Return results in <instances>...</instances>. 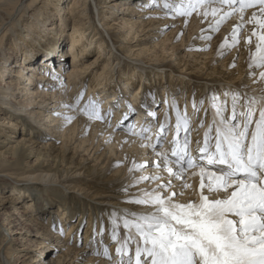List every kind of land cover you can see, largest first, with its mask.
I'll return each instance as SVG.
<instances>
[{
    "label": "bare ground",
    "instance_id": "obj_1",
    "mask_svg": "<svg viewBox=\"0 0 264 264\" xmlns=\"http://www.w3.org/2000/svg\"><path fill=\"white\" fill-rule=\"evenodd\" d=\"M35 1L32 0V2ZM66 1L61 0L59 5H55L54 0H45L42 12L39 14V9L32 11L25 29L21 30L16 38L7 37L5 33L0 39V44L3 46L7 37V47L10 49L8 54L14 56V59L18 58L10 63L0 59V120L2 119L0 121V138H3L0 140V144L7 147L5 151L0 152V169H24L26 160L32 155L37 157V161L42 162L38 165L36 172L32 173L34 175L22 173L21 175L24 178L22 180L9 179L10 181H7L4 178L0 179V181L15 185L5 187L0 183V220H3L2 226L6 228L7 234H10L11 237L10 243L3 251L7 264H20L19 258L24 255L21 254L22 252H25V258L22 260L25 262L31 258L30 256H33L31 255L32 252L37 253L33 257L35 260L32 264H66L69 261H71L70 264H75L78 261L84 262L86 260L84 264H109L110 260H107L103 255L105 246L108 247L113 260L117 259L115 249L118 245L111 239L113 223L107 218L114 217L116 219L122 216L123 213L143 210L142 206L131 204L128 201L139 197L142 194V189L154 188L159 182L150 181L148 184L142 182L133 186L134 181L139 179L141 175L148 176L151 173L159 175L161 173L160 175H163L166 178L165 180L169 178L166 170L163 172L159 168L152 171L151 168H157L155 165L161 160L156 152L165 153L167 158L172 156L168 153L172 150V141L175 139L176 133H172V131L169 133V136L172 134L170 136L171 141L165 140V151L164 148L158 147L153 151L148 145L157 144L159 138L165 136L164 132L160 133L159 123H156V121H159L160 125L169 124L170 122L166 119L168 115L171 117L177 115V108L180 109L181 115H184L186 109V114L191 121L190 130L194 133V140L192 141L195 143L197 139L195 137L207 130L213 118L210 116L209 111L206 114L203 110L208 108L210 98L214 95L213 90L208 88L209 86H199L201 93L206 90L207 93L203 94L204 98L206 97L204 100L205 105L203 109L201 108L199 118L197 115L194 120L193 117L196 112L192 107L193 102H200L202 98L197 96L193 98V93L187 92L185 96H188L190 108H184L183 103L180 104L179 99L174 97L176 95L170 92L171 89L174 90L172 87L179 83L172 75L169 80L168 76H164L165 80H162L164 77H157L156 79L148 77L147 75L150 73L137 72L135 68L131 69L127 65L125 67L124 65L119 66L120 62L111 53L104 34L92 21L91 0H72L71 5L66 9L61 10V7L58 9L59 13L63 14L61 17L54 14V6H61ZM18 2L19 0H0V5L14 8ZM176 2L178 3L179 0H176ZM160 3L162 4L163 0H159ZM149 4L150 0H99L96 8L104 10L102 19L106 22L104 24L106 30L108 32H114L115 29L120 28L127 30L124 38L125 41L130 43V40L140 39L136 40L138 42L151 38L155 33L151 32V29H153L152 26L157 25L156 18H160L163 14L168 16L166 11L171 12L170 10H164L162 6L150 8ZM30 7L32 8V4L20 10V19L26 15ZM116 11L121 12L123 16L120 17V13L116 14ZM251 11L253 10L248 9L246 11L245 20H247ZM41 14L44 16L40 22L37 19ZM124 14L126 15L124 16ZM113 15H117L121 20L115 21L116 18L113 17L116 16ZM236 17L238 19L239 15L237 14ZM237 19L232 24L228 23L230 33L233 26L240 23V19ZM111 20L115 22L113 25L108 26L107 22ZM168 21L173 20L168 19ZM99 22L101 23L100 19ZM160 22L159 19L158 23L160 24ZM176 22L183 29H192L195 34H201L202 36L211 35L213 28L210 25L215 23L211 15L205 18L197 13H193L192 16L187 18L181 17ZM252 28L253 25L248 23H245L242 28L246 30V33L242 36L243 41L239 46V49H243L242 51L248 50L246 49L248 43L245 45L243 42L248 37L247 32H251ZM227 38L230 41L231 35H227ZM171 45H168L169 50L174 51V46L171 47ZM62 46L63 48H69L66 54L72 57V66L69 71L65 70L66 59L60 57L64 55ZM60 51L62 53L59 55L58 52ZM172 55H175V51ZM160 58L167 59L165 56ZM245 58L243 59L241 55L238 67L233 70L240 73L239 75L246 73L247 80L244 83L239 78L237 84L242 87L243 84L247 86L246 82H249V90L252 88V91H256L261 96V89L264 88V84L253 83V79L248 75L250 71L248 69L249 57L248 59ZM165 62L170 61L165 60ZM163 63L162 61V67L168 66L167 63ZM59 65H63L65 69L60 68ZM53 66L59 74V80H54L48 75V69ZM187 68L186 64L182 66L180 73L185 74V76L194 75L197 78L200 76L194 70L186 73ZM233 70L231 73H235ZM204 75L209 76L210 74L206 72ZM61 76L67 79L65 83L67 87L64 81L61 80ZM230 79L234 80V78ZM190 86L192 87V85ZM192 88L194 89V87ZM128 90L129 93H124ZM229 90H231L229 87H222L220 92L224 93ZM16 91H18V95H21V98L26 97V99L24 101L15 99L14 92ZM79 96H82V99L76 108L69 109L63 106L65 104H76ZM147 96L152 99L150 101L148 99L145 107L140 108L142 98ZM181 98L183 99L184 95ZM89 101H95L101 115L105 117L104 120H90L80 111ZM129 105L131 108H129ZM109 112H111L110 116L107 115ZM149 113H154L155 118ZM204 113L205 118L207 116L208 118H204ZM34 114L37 115V118L43 117L45 123L53 125V131L59 135L54 137L55 133L50 135L44 131L47 129L46 127L40 128V124L32 120ZM125 114H127V119H125ZM65 116L74 118L69 122L65 119ZM110 119L113 122L111 126H108ZM173 119L176 120L174 117ZM131 120H133V123L134 120L142 121L141 126L143 129L148 128L152 131V133L150 131L145 132L147 136L150 135V139L144 137L142 129L138 128L139 126L129 127L128 122ZM201 121L204 122L203 127H201ZM171 124H174V122L171 121ZM43 138L57 140V143H55L56 141H45L35 152L30 145L35 142L38 143ZM176 141L178 143L175 146L182 147L183 140H180L179 137ZM105 147L106 149L102 152L100 158L106 152H109L111 155H115V163L122 162L125 164V168L111 174L105 169L107 163L98 167L96 165L87 166L85 165L86 158L81 157L78 159L81 152L88 153L93 150L97 152L100 151V148ZM68 154H71L69 158H67ZM150 156H152L151 159H149ZM173 159L175 161V157ZM50 161L53 165L49 168L51 170L46 171V166H49ZM134 164L147 165L145 172H141L137 178L131 176ZM174 164L173 162L171 164L173 168L177 165ZM72 166L76 169H70ZM124 169L125 171H123ZM129 169L133 170L129 171ZM37 171L40 173H37ZM50 172H53L54 176H50ZM185 172L189 181L187 184H190L191 187L189 190L185 188L187 189L185 190L186 195L176 200L179 203L198 200L200 194V190H198L200 176L198 174L193 175V172L198 173L199 169H190ZM122 173H126V175L121 178ZM92 175L103 179L98 187L104 191H89V189L97 187L95 186V180L88 178ZM179 180L172 178L174 183ZM22 181H27V185L20 184ZM113 184L119 188L125 187L127 189L125 195L117 197L105 190L106 186ZM58 186H62L63 190H59ZM85 186L90 188L86 189ZM8 188L14 193L7 198H3L2 194ZM178 189L182 190L181 187H178ZM205 192H207V189ZM9 206V209L6 208ZM112 209H117L121 214L113 215L111 213ZM66 226L68 227L66 228ZM61 229L63 233L65 231L66 236H62ZM83 230H85L84 235L81 234ZM123 233L124 230L121 227L120 234L123 235ZM14 235L17 238H13ZM30 235L33 239L39 238L41 245L33 248L30 242L26 244L21 242L23 247L14 246V242L20 240V237ZM50 239L56 241L55 246L59 249L56 247L50 248V243H48ZM82 239H84L85 245L78 249L75 245ZM62 247L66 249V252L59 253ZM131 247L134 250V246ZM97 252L99 255L96 254ZM86 253L91 254L88 259Z\"/></svg>",
    "mask_w": 264,
    "mask_h": 264
},
{
    "label": "snow or ice",
    "instance_id": "obj_2",
    "mask_svg": "<svg viewBox=\"0 0 264 264\" xmlns=\"http://www.w3.org/2000/svg\"><path fill=\"white\" fill-rule=\"evenodd\" d=\"M158 5L159 0H150L148 6ZM162 7L182 18L193 13L205 18L211 15L215 23L210 27L215 31L238 14L240 23L231 30V42L226 37L221 49L239 44L244 24H252L251 34L245 38L255 49L250 50L248 75L253 83L264 84V0H179L178 3L163 0ZM248 9L253 11L245 20ZM48 75L54 80L60 79L55 66L48 69ZM261 92L256 97L229 90L222 97L210 98L213 118L204 133L202 146L197 142L198 157L191 156L187 135L182 147L174 146L171 150L177 169L174 170L165 153L156 152L161 160L155 167L166 170L169 178L141 175L134 181L133 186L146 181L159 183L154 188L142 189L139 197L128 201L142 206V211H131L113 220L111 239L118 245L115 249L118 258L113 260L107 246L103 251L112 264H264V88ZM81 99L82 96L77 97L76 104L63 106L76 108ZM203 104L200 101L198 107L194 101L193 110L198 113ZM203 110L207 114L208 109ZM80 111L90 120L105 119L95 101H89ZM73 118L65 116L69 122ZM190 123L186 109L181 115L177 108V133L182 128L187 133ZM160 129L166 132L167 124L160 125ZM162 139L148 146L155 151ZM145 167L146 164L133 165L137 171ZM196 168L199 172L193 175L200 176L198 200L177 202L174 199L177 193L169 191L173 188L172 178L182 179L186 169ZM184 187L191 185L185 183ZM60 232L63 234L62 229Z\"/></svg>",
    "mask_w": 264,
    "mask_h": 264
},
{
    "label": "rangeland",
    "instance_id": "obj_3",
    "mask_svg": "<svg viewBox=\"0 0 264 264\" xmlns=\"http://www.w3.org/2000/svg\"><path fill=\"white\" fill-rule=\"evenodd\" d=\"M64 1H66V0H64ZM54 2H55V5H59L61 3V0H54ZM71 3H72V0H67L66 3H64L63 5L61 4V6H56V7L54 6L53 13L58 14L61 17L63 14L59 13L60 11L58 9L61 7V10H64L67 7H69L71 5ZM97 3H99V0H91L90 12H91V16H92L91 17L92 21L98 26V28L104 34V36L106 38L105 40H107V44L109 46L111 53H113L115 56L114 58L116 60L118 59V62H120L119 66L124 65V67H125V65H127L131 69L135 68V70L137 72H139V71L143 72L144 71L147 74L150 73L147 76L151 77V78H156V79H157V77L168 76V80H169V77L172 75L173 78H175L177 81H179V83H177L175 86H173L172 88L174 90L171 89L170 92L173 93L174 95H176L174 97L179 99L178 102H181L180 104L183 103L182 105H184V108L185 107L187 109L190 108L189 101L187 98L188 96L187 97L185 96V94L187 92L193 93V98H194V96H197L198 98H202L201 101L205 100L206 97L204 98L203 94L207 93V90L203 91V93H201L200 89H199L200 88L199 86H203V85H206L207 87L209 86L208 88H211L214 92V95H216L218 97H222L223 93L220 92V89L222 87H229L231 90H233V89L239 90L240 92L246 93L247 95L260 97V95H258L256 91L251 90L252 88H250V90H249V85H250L249 82H246V85H247L246 87L244 84L242 87H239L240 84H237V83H239L238 80L240 78V79H242V82L244 81V83H245V80H247V77L245 75L246 73H244L243 75H239L240 73H237V71L233 70V69L238 67V65L241 61V55H242L243 59H244V57H246L248 59L249 54H250L249 48L251 51L255 50L254 44L249 45V44H247L246 40L243 43L245 45L247 44L248 47L246 46V49H248V50L247 51L245 50L246 51L245 52V51H242L243 49H239V46L243 41L242 36L244 35V33H246V30L242 29L240 31V33H239V37H240L239 44H237L235 47L226 46L224 49L220 48L221 43H223L225 38L227 37V35L230 34L228 23H230V24L234 23V21H236V19H237V17H236L237 14L233 15L226 22L221 24L218 31L213 30L211 35L202 36L201 34H197V33L195 34L192 29H186V28L183 29L179 25V23L176 22L181 17L175 16V14L173 12L171 13V12L166 11L168 13V16L163 14L160 18H156L157 19V22H156L157 25L152 26L153 29H151V32H155V33L152 35L151 38L144 39V41H138V42H136V40H140V39H135V41L130 40V43H129L128 41H125V38H124V34L126 33L127 30L121 29V28L115 29L114 32H108L106 30L107 28L104 25L106 22L102 19L104 10H102L101 8L97 9L96 8ZM29 4L30 5L32 4V8L30 7L28 9V12L26 13V15H24L22 17V19H20V10H23ZM43 5H45V0H36L35 2H32V0H19V2L15 5L14 8H7V7H5L6 5L5 6L0 5V39L3 36V34H5V33L7 34V37L11 36V37L16 38L17 35H19V33H21L20 31L21 30L23 31L25 29V25L27 24V21H29V18L31 16L30 13L34 10L37 11V9H39L40 10L39 14H40V12H42V10H43V8H42ZM162 5H163V3L162 4L160 3L158 6H162ZM158 6H156V7H158ZM144 7H147V6H144ZM150 8H154V7H150ZM115 13L116 14L120 13V15H119L120 17L123 16V14H121V12H119V11H116ZM125 15L126 14H124V16ZM43 16L44 15H42V14L39 15L37 21L39 20L41 22V18ZM113 16H116V17H113L114 19L116 18L115 21L121 20L120 17H118L117 15H113ZM99 19L101 20V23L99 22ZM159 19L161 20L160 24L158 23ZM168 19L173 20V21H168ZM237 20H239V18ZM115 21H113V20L108 21L107 22L108 26L113 25ZM70 27H71V24H70ZM198 33H199V31H198ZM249 33L251 34V32H247L248 36L250 35ZM66 36H67V34H66ZM209 36L211 37L210 39L206 38ZM7 37H6V43L3 46H1V44H0V59L1 60L4 59V60L8 61V63H10L11 61H15L18 58L14 59L13 58L14 56H12L11 54H8L10 49L7 47V43H8ZM252 39H253V41H255V37H252ZM229 42H231V40ZM167 44L168 45L172 44L171 47L174 46L173 48L175 51V55L171 56V54L174 51L169 50L170 48ZM199 44L202 47H200ZM61 48H63V46ZM63 49H64V55L63 56L61 55L60 57L61 58L64 57V60L66 59L65 60L67 63L66 69H65V67H63V65L62 66L59 65V67L64 68L66 71H69V68L72 66L71 65L72 57H71V55L66 54V52L68 51L69 48L64 47ZM201 49H204V50H201ZM166 50H169V51H166ZM61 51L58 52L59 55L62 53ZM220 53H223V55H221ZM5 54H6V56H5ZM244 54H246L248 56H246ZM164 56L167 59H161L160 58V57H164ZM165 60L170 61V62H165ZM162 61L164 62L163 64L167 63L168 66L162 67V65H161ZM180 61L182 63H179ZM41 63H43V62H41ZM185 64L188 67L185 70V71H187L186 73H189L190 71L194 70L196 74L200 75L199 76L200 78L199 77L197 78V76L194 77V75H190V74H189L190 76L189 75L185 76V74L180 73L182 66H184ZM233 64L235 65L234 67L232 66ZM98 66H99V64H98ZM137 68H139V69L137 70ZM232 70L235 73H231ZM256 71H259V69H257ZM151 72H153V73H151ZM206 72H208V74H210V75L205 76L204 73H206ZM213 77L216 79H211ZM230 78H234V80H231ZM165 79L166 78L164 77V79H162V80H165ZM61 80L64 81V84L67 81V79L63 76H61ZM212 80H214V81H212ZM158 85H159V83H158ZM190 85H192V87H194V89ZM66 87H67V85H66ZM190 87H191V89H189ZM131 88L133 89V87H131ZM214 88H216V89H214ZM17 92L18 91L14 92V98L17 100L24 101L26 99V97L21 98V95H18ZM124 93H129V90H128V92L124 91ZM182 95H184L183 99L181 98ZM79 97H81V96H79ZM148 99L150 101V99H152V98L148 97V96L145 98L144 97L142 98V100H141L142 103L140 104V108L145 107V103ZM150 103H152V102H150ZM197 104L199 107V102H197ZM204 105H205V103L203 104V107H204ZM8 109H10V108H8ZM205 109H208V111L210 112V116H212V109L210 108V104H208V108H205ZM29 111H31V109H29ZM200 112H201V110L198 113L196 112V114L193 117L194 120L197 118V115L199 118ZM203 116L205 118V113ZM173 117L176 119V115ZM173 117L168 115V119H170V120H172ZM187 117H188V115H187ZM206 118H208V116ZM205 119H204V121H205ZM32 120H34V121H36V123L40 124L39 125L40 128L46 127L47 129L44 131L47 132L48 134L51 135V134L55 133L53 131L54 126L51 125L50 123H45L46 121H44L43 117L37 118V115L34 114V118ZM132 121L133 120H131L130 123ZM164 121H165V119H164ZM112 122H113V120H112ZM112 122L110 119L108 121L107 125L111 126ZM173 122H174V125L171 124V122L167 125L168 126L167 131L164 132L165 136H162L163 139L159 141L158 148H164L163 149L164 151L166 150L165 140H167L168 142L171 141L170 136L172 134H170V136H169V133L171 131H172V133L177 132L176 127H175L176 120ZM156 123L160 124L159 121H156ZM44 124H45V126H43ZM128 124H129V122H128ZM129 127H131V126H129ZM205 131L201 132L200 134H198L195 137V138H197L196 141L197 142L199 141L201 146L203 143ZM180 132H182L181 133V140H184V137L187 135V138L190 141V154L192 155V157H194L196 155H197L196 157H198L199 153L198 152L196 153L197 148H198V143L197 142L193 143V141H192V140H194V136H193L194 133L191 132V130H190V132L188 131L187 133H185L183 128L179 131V133ZM179 133H178V135H179ZM58 135H59L58 133H55L53 136L55 137ZM145 137L149 138L150 135L148 134V136H147V134H145ZM2 139L3 138H0V140H2ZM48 139L49 138L40 139L38 143L35 142L33 145H30V146H32V148H34V151L36 152V149L39 148L40 146H42L43 142H45V141H50V142L56 141L55 143H57V140H53V139L48 140ZM181 145L183 146V143H181ZM174 146L175 145H173L171 147V149ZM6 148L7 147H3L0 144V152L5 151ZM72 148H73V146H72ZM105 149H106V147L103 149L100 148V151H97V152H94L95 150L88 152V153L78 152V153H80V155L78 156V159H80L81 157L86 158L85 165H87V166L96 165L98 167V166H102L103 164L107 163L108 165L105 169H107L111 174H113V172L114 173L118 172L119 169L122 170L123 168H125V164L122 162H120L119 164H116L115 163V160H116L115 155H113V154L111 155L109 152H106L103 155V157L100 158L102 152ZM168 154L170 155V153H168ZM70 156H71V154H68L67 158H69ZM36 158L37 157L35 155L30 156L25 162L24 169H19V168H17V169L15 168V170L0 169V179L4 178L7 181H10L9 179L22 180V179H24L23 176L21 175L22 173H25L27 175H29V174L34 175L32 173L36 172L38 165L42 163L40 160L37 161ZM151 158H152V156L149 157V159H151ZM168 159H170L169 161H172L173 163H175L172 156H169ZM51 163L52 162L50 161L49 166H46V171L51 170V169H49L53 165V164L51 165ZM108 167H109V169H108ZM178 167L179 166L176 165L174 167V170L177 169ZM33 168L35 170H30ZM145 168L141 169L139 171L134 169L131 176L133 178H137L141 172H145ZM70 169L75 170L76 168H74V166H72V167H70ZM158 169L159 168H151L152 171L158 170ZM28 170L31 172H26ZM188 170H190V169H186L185 171H188ZM123 171H125V169ZM123 171H121V172H123ZM121 172H119V173H121ZM163 172H165V170ZM37 173H40V172L37 171ZM155 174H157V173H155ZM49 175L54 176L53 172H50ZM121 175L122 176H120V174H119V176L122 178L126 175V173H124V174L122 173ZM151 175H153V174L151 173L148 176H151ZM88 178H90V180L94 179L95 184H96L95 186H97V187H93L92 189H89L90 187L85 186L86 189L88 188L90 192H93L95 190L104 191L98 187L99 183H101L103 179H99L94 175H92V177L89 176ZM164 179H166V178H164ZM191 180H190V182H191ZM0 183L2 185H4L5 187L15 186L14 184L6 183L3 181H0ZM148 183H150V181H146V184H148ZM185 183H189L188 176H186V172H184L183 178L180 179L177 183H174V181H172L173 188L170 190L171 191L174 190L175 192L177 191L176 192L177 196L174 198L175 200H177L179 197L186 195L185 190H187V189H185V187H184ZM20 184L27 185V181H22V182H20ZM192 185H193V182H192ZM58 187H59V190L60 189L63 190L62 186H58ZM178 187H181L182 190L178 189ZM124 188L125 187L119 188L118 186L113 184L111 186H106L105 190L108 191L109 193L119 197V196L125 195V193L127 192V189L126 188L124 189ZM133 188H135V187H133ZM133 188H131V189H133ZM189 188L190 187H188V190H189ZM13 193H14V191H11V189L8 188V189L4 190V193L2 195H3V198H7L8 196L12 195ZM181 193H183V194L181 195ZM137 194H139V192H137ZM205 194H208V193L205 192ZM6 208L9 209L10 206L6 207ZM111 213L113 215L121 214L120 211H118L117 209H112ZM113 218L114 217L107 218V220L112 221V223H113V220L115 219V218L114 219ZM2 222H3V220L1 219L0 220V250H1L0 251V253H1L0 254L1 255L0 256V264H7L5 256H3V251H5V248L10 243L11 237H10V234L9 235L7 234V232L5 230L6 228L2 226ZM67 227L68 226H66V228ZM84 233H85V230H83L81 234L84 235ZM62 236H66L65 231L62 234ZM13 238H17V236L14 235ZM20 238L21 239L16 241V243L14 242V246L19 245L20 247H23L21 244L22 243L26 244L28 242H30L32 244L33 248H37L39 245H41L40 239L39 238L33 239V237L31 235L20 237ZM48 241H49L48 243H50V248L56 247L55 246L56 241H54V239H50ZM84 242H85L84 239L80 240V242L76 243L75 247H77L78 249H79V247L81 248L83 245H85ZM1 245H2V249H1ZM28 245H30V244H28ZM56 248L59 249L58 247H56ZM63 252H66V249H64L62 247V249L59 251V253H63ZM21 254L25 255V252H22ZM24 255L21 258H19V263L20 264H26V263L32 264V262L35 260L33 257L35 255H37V253L32 252L31 255H33V256H30L31 258L27 259L26 262L22 261L25 258ZM86 255H87L86 258L88 259L91 254L86 253ZM48 257H50V256H48ZM107 260H109V259L107 258ZM86 261H84V262L78 261V263H75V264H84ZM70 262L71 261H69L66 264H70ZM110 263L112 264L111 261H109V264Z\"/></svg>",
    "mask_w": 264,
    "mask_h": 264
}]
</instances>
